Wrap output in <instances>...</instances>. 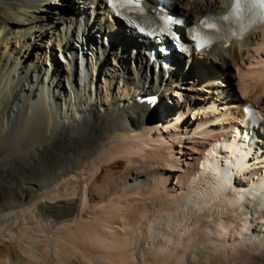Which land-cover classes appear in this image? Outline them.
Returning a JSON list of instances; mask_svg holds the SVG:
<instances>
[{
    "label": "bare ground",
    "instance_id": "bare-ground-1",
    "mask_svg": "<svg viewBox=\"0 0 264 264\" xmlns=\"http://www.w3.org/2000/svg\"><path fill=\"white\" fill-rule=\"evenodd\" d=\"M48 1L0 0V223L5 224L11 219L17 220L16 210L32 205L38 210L39 218L51 220L56 224L68 221L76 212L75 201L61 200L58 204H51L45 199L52 200V197L46 196L45 192L39 193L64 177L76 171L80 172L84 167L94 166L98 162L102 165L86 190L91 208L104 204L109 197L120 192L149 190L152 183L164 175L162 170H165V167L156 161L139 162L133 159L124 161L117 153L102 154L105 141L135 133L145 134L149 123L155 128L152 121L159 119L157 116L159 112L162 115L163 125L167 123L169 126L167 127L170 128L174 125L173 122L183 119L188 111L205 107L210 117L218 106L230 105L224 107L223 116L232 123L224 140H230L232 146L220 145L221 135L213 138L215 146L209 151L206 150L203 157L205 160L203 159L202 172H208L205 173L207 176L204 182L199 190L196 189L197 192L189 193V198L187 197L189 201L180 202L177 209L171 211L169 218L161 220L162 233L156 234L157 232H154L156 228L149 227L146 236L150 238L153 248L147 249L150 258L145 257L147 260L143 261L145 264H166L175 252L169 250L171 252L168 253L165 250L167 240L173 238L171 234L175 230L178 231L177 227L181 225H186L188 230L194 229L196 224H199L198 219L207 213L206 217L212 218L214 223H209L206 227H212L214 231L220 227L223 233L216 234L222 241L227 237L224 231L237 225L235 230L241 238L232 239L231 235L227 237L234 243L238 241L233 249L234 252L224 251L207 256L202 252L196 253L193 247L189 262H183L184 257H179L173 261L174 264L181 262L183 264H264V218L256 216L251 211L234 216L226 208L209 207L207 203L210 197L219 196L229 188L235 191L233 185L243 188L245 185H252L264 179V124H260L250 133L237 128L235 124L238 118H241L243 107L249 100L243 98V95L248 93L246 88H242L241 83H238L237 86L242 93V97H238L232 92H226L230 83L213 81L219 75H226L227 70L230 69L237 70L241 78L245 75H254L258 81H264V71L246 72L241 61L239 62L238 55L241 48H260L264 45V24L254 26L244 35L228 34L223 42L214 45L210 50L198 52L190 47L189 28L185 27L202 25L209 18L219 19L229 11L231 0H143L142 6L148 14L154 17H172V20L179 21L174 29L178 33L183 32L182 37L186 44L188 43L185 55L175 54L177 58L170 55V68L167 72L159 68L154 74L155 66L152 63L155 64L156 61L151 63L149 53L158 50V59L164 58L161 51L162 44L157 49L153 40L145 45V40L134 30L112 20L106 7L108 0H75L77 6L69 17L61 11H54L51 16L47 6ZM62 1L59 4L63 3ZM72 29H80L82 34L86 32L85 36L89 42L97 44L101 42L95 40L93 34L100 40L108 42L105 41L102 45L106 48L105 55L103 52V56L100 55L99 58H94L93 53L90 56V64L87 63L89 68L86 66L87 75L83 78L84 81L87 79L84 82L85 93L82 98L78 94L74 107L65 111L64 107L68 106V101L66 100L65 104L62 102L61 95L65 89L63 83L72 84V81L76 83V78L73 80V70L76 69V65L71 64L74 62L76 64L77 59L71 55V60L62 64L58 60L57 53L61 48H70L72 41L77 42L76 35L75 38L73 37ZM84 54H82L83 58ZM83 58L79 57V62H82ZM182 64L186 67L195 65L193 76H197L195 78L201 81L200 87L209 86L213 81L210 85V93L214 96L202 98L204 105H200V108L190 103L189 100L193 96H185L186 93L183 92L189 89L184 85L185 79L189 78L175 79L172 76L177 73L176 67ZM192 72L193 70L190 74ZM32 77L37 78L33 80ZM39 85L42 87L40 90ZM87 85L90 86L88 93ZM171 91L175 93L172 96L176 97V100L172 106H166L162 98ZM204 91L206 90L202 89V92ZM94 96L101 97L98 105L92 103ZM250 98L264 118V99ZM155 100H159L157 104ZM184 107H187L186 111L182 109ZM155 111L157 112L151 120L150 115ZM176 113L178 116L174 119ZM198 116L193 114L192 119H200ZM201 126L198 124V130ZM252 134L254 139L252 148H255L257 155L261 154V156L256 163H253L255 165L253 171L244 177L246 183L233 184L231 181L233 173L237 171L240 173L249 165L246 161L248 155L246 143ZM234 144L237 146L233 147ZM221 146L224 148L223 152L219 150ZM129 155L125 157L130 158ZM200 172L198 173L202 174ZM20 211L19 213L22 214L24 209ZM23 216L21 215L22 218ZM192 217L196 219L194 222L191 221ZM171 223L176 227L171 226ZM88 224L90 223L78 225L68 237L71 240L69 244L83 250L86 258L85 255H88L87 251L90 249L99 251L106 248L117 251V255L107 252L96 255L97 259L109 260L111 264H124L128 261L126 259H129L130 255L123 252L128 247L126 241L119 239L116 241L114 234V241L108 243L96 226ZM194 233L196 234L191 236L196 239L199 234L195 231ZM17 234L14 233V236ZM15 238L16 236L14 240ZM56 239L57 237H54L53 242ZM5 240L1 233L0 250L6 252V261L12 257L14 261L9 262L10 264H57L58 262L56 253L46 241L34 240L27 248L23 247L21 250L22 247L18 244V248L12 238L8 242ZM57 250L61 261L65 264L86 263L73 254L72 257H65L63 260L61 256L68 250L62 251L61 248ZM147 253L142 251V257L144 258V254ZM88 259L93 262L92 264L100 263L92 256Z\"/></svg>",
    "mask_w": 264,
    "mask_h": 264
},
{
    "label": "rangeland",
    "instance_id": "rangeland-1",
    "mask_svg": "<svg viewBox=\"0 0 264 264\" xmlns=\"http://www.w3.org/2000/svg\"><path fill=\"white\" fill-rule=\"evenodd\" d=\"M60 1L61 0L48 1L47 6L49 9V13H51L50 15L52 16L54 11H61L65 13L66 16L67 15L68 17L71 16L77 6L76 2L74 3L75 0H63L62 1L63 3L59 4ZM177 10L179 11L178 8ZM89 12L90 11L88 10V14ZM54 21L55 19H53V22ZM77 38L78 36H76V39ZM94 39L97 40L98 39L97 36H94ZM87 40L88 38L86 37V41ZM103 42H105V40L102 39L101 42L98 44L92 41L89 42V44L87 45V51H84L82 49L84 52H87L85 53L86 55L84 54L83 59L85 61L86 58L90 60V56L92 55V53H93L92 56H94V58L95 57L99 58L100 55L101 56L105 55L106 48L105 46H102L104 44ZM66 54L67 55L65 57L58 56V60H60L62 64H65L67 61L71 60V58L69 59L67 58V57H71L70 56L71 53L67 52ZM238 55H239V62L241 61L240 63L243 65V69L246 70V72L264 71V45L261 46L260 48H252V47L241 48L240 51L238 52ZM79 63H80L79 66H81V62ZM152 64L153 66H155L154 63ZM47 67L48 65L46 66V69ZM176 68H178L177 73L173 74L172 76L175 79L176 78L184 79V77L189 78V79H185L184 81V85H186V88L189 89H185V91L183 92L186 93L185 96H189V97L193 96L192 98H190L189 101L190 103L196 104L198 107L202 104L204 105V101L202 100V98L206 96L209 97L214 96L212 95L213 93H210L211 91L210 85H212L211 83L215 80L216 82L217 80L224 81L222 82V84L230 83V87L228 88V90H226V92L228 93L232 92L233 95L242 97L241 89L237 86L238 83L240 82L242 88L243 87L246 88V92H248L245 95H243V98L249 99L248 104L252 106H255V103H253V101L250 100L251 99L250 97L256 99L257 98L264 99V81H258L256 78H254V75L253 76L245 75L243 78H241L238 76L239 74H237L238 73L237 70L230 69L227 70L226 73L227 76L219 75L211 83H209V86L207 85L206 87H203L204 85H201L200 87L199 85L201 81L196 79L197 76H193L195 74L194 64L187 67L186 65L182 64L181 66H178ZM192 70L193 72L192 74H190ZM150 71L152 70L150 69ZM153 71H154L153 73L155 74L156 70L154 68ZM84 72L83 75L85 74ZM85 76L86 75H84L83 78H85ZM36 78L37 77H32L33 80H36ZM83 78L81 79V75H80L79 79L76 80V83L74 82L72 84H68L67 82H65V84L63 83L65 89H64V93H62L61 95L62 102L65 104V101L66 100L68 101V106L64 107L65 111H67L68 108L72 109L74 107V102L75 100H77L76 99L77 96L80 95L81 98L83 97L85 93L84 83L82 82ZM188 80L191 81L187 83ZM79 83L81 84L79 85ZM89 87L90 86L88 85L86 87L87 93ZM41 88L42 87H40L39 85V90ZM202 89L203 90L205 89L206 91L202 92ZM91 91L93 92V88H91ZM183 92H180L181 95L182 94L184 95ZM174 94L175 93L171 91L168 93V95L163 96L162 99L166 106H172V103L175 102L176 97L172 96ZM95 96L92 97V103L98 105L101 97L99 98V96L97 97ZM224 107L227 108L230 107V105L218 106V108L215 109L212 114H210L211 115L210 117L208 116L209 113L207 108L205 107H201V109L196 111L193 110L195 112H193L192 110L188 111L187 112L188 114L186 113L183 119H180L179 121L172 123L175 126L178 125V127H174V125L171 124L172 126H170V128H168L169 126L167 125V123H165L164 125L168 127L167 128L164 127L162 121V115L159 112L158 115L156 114L159 119L156 117V119L158 120L152 121L154 123L152 125L155 126V128L152 127L151 124L149 123V125H147V131H145V134L135 133V134L127 135L128 137L127 136L123 138L117 137L116 139L106 140L107 142L105 141V146L101 150L102 154L108 155L111 153L112 154L117 153V155L119 156L121 155L120 158L124 161H130V159L138 160L139 162H146L149 160L151 162L156 161L159 162L161 165H163V167H165V170H162L164 175L158 178L154 183H152L153 186L151 185L149 190L142 192L132 191L129 193L120 192L114 196L109 197L104 204L91 208L86 195V190L88 189L92 179L99 172V167L102 165V163L98 162L94 166L90 165L91 167L90 166L84 167V169H81L80 172L76 171L74 174L72 173L64 177V179H61L57 183L52 184V186L50 185L47 189H44L42 190V192L39 193L41 194L45 192L46 196L50 198L52 197V200L47 198L45 199L47 202L51 204H58V202L61 200H69V201L71 200L72 202L75 201L76 212L72 216L73 218L70 217L68 221L65 222L60 221L61 223L58 222L56 224L51 220H45L39 218L37 212L38 210L34 205L29 207L26 206L21 208L24 209L23 211L24 213L22 212V214L19 213L21 212L20 211L21 209L16 210V212H18L17 220L11 219L5 224L0 223V225L3 224L0 227L1 230L0 235L2 233L4 239H6L5 240L6 242L11 240V238L14 240V237L16 236L14 240L15 244H17L16 245L17 247L19 244V246L22 247L20 248L21 250L23 249V247L27 248L28 244H30L34 240L35 241L43 240L46 241L48 244L50 243L49 244L50 248L52 247L51 248L52 251L56 253L55 255H57L58 257V258L56 257L58 260L57 264H65L64 261H61L59 257V251L57 250V248H61V250L65 248V250H68L66 254L64 253L61 256L62 259L63 258L65 259V257H72L73 254L75 255L74 257L78 256V258L80 257L79 259L81 260L83 259L84 261L83 260L82 261L84 263L86 261L85 264L93 263L88 259L90 256H92L95 261L100 262L102 264H111L109 260L106 261V259L105 260L97 259L96 255H100V254L103 255L106 254L107 252L117 255V251L115 250H109L104 248L98 251V249L97 250L90 249V251H87L88 255H85L87 256L86 258L83 255V250L73 247L71 243L69 244V241L71 240L68 237L74 230L77 229L78 225L90 223L98 228L99 233L101 232V235L103 237H106L104 238L106 242L108 243L113 242L114 234L116 241L118 239L122 241H126L125 244L128 247L125 248L123 252L124 253L126 252V254L128 253L130 255L129 258L130 260L127 258L126 260L128 261H125L124 264H137L139 262L145 264L143 260L146 258L148 259V257L150 258V256L147 253V249L153 248L150 238L146 236L147 235L146 233H148L146 231H149V227L154 226V228H156L154 230V232H157L156 234H159L160 232L162 233L163 228L160 225L161 220L165 218H169L170 216L169 214L172 213L173 210H175V208L180 202L182 201L185 202L186 200L189 201L190 200L188 199L189 193H191L192 191L197 192L202 182H204L203 180L207 176L205 175V173L208 174V172H202L204 153L209 151V149L215 146L214 145L215 141L213 138H215L216 136L218 137L220 135L227 136L225 134H228L229 129L232 126V123H230L231 120H229L228 122L227 117L223 116V113H225ZM186 108L187 107H184L182 109L186 111ZM156 112L157 111L153 112L152 115H150L151 120L154 117V113ZM178 113H176L177 115L174 114V119L175 117L178 116ZM193 114L199 115L198 118L200 117V119H197L198 121L193 120L192 119ZM229 114L230 115L232 114L231 111L229 112ZM230 117L232 118V116ZM198 124L202 125L199 128V130L197 128ZM183 125H185L184 128ZM128 153H130V155ZM128 155L129 157L130 156L131 157L126 158L128 157ZM200 171L202 172V174L198 173ZM243 181H245V179H243ZM58 195H60L61 198L57 197ZM185 195L187 196L185 197ZM110 212H112L113 214H111ZM21 215L22 216L25 215V217L23 216L22 218ZM206 216L207 213H205L204 216H202L203 219L201 217L198 219L199 224H196L194 229L192 230L189 229L190 230L189 231L187 226L184 224L185 226L181 225L179 226V228L177 227L178 231L175 230L173 234H171L173 238L171 237L170 240H167L168 244L166 245L165 250L168 253L171 252L169 250H173L175 252L173 253L170 260L166 261V264H174L173 261L179 257H184L183 262L190 260V257H192L193 247H195L196 253L202 252L203 255H207V256L224 251L231 253L234 252L233 249H235V246H237L236 244L238 243V241L234 243L232 240H229L227 237L228 235L229 236L231 235L232 239L234 237H237L238 239L241 238V236L237 234L238 231L235 230L237 225L235 224L236 227H234L233 225L232 227H229L227 231H224L225 232L224 235L227 236L225 242L222 241V239L219 238L216 234L222 232L220 227L216 228L215 231L213 230L212 227L211 228L206 227V225H209V223L210 224L214 223V220L212 218L210 219V217H206ZM195 220L196 219L192 217L191 221L194 222ZM12 221H14L15 223H13ZM11 222L13 223V225H11ZM6 224L7 225L10 224L9 225L10 227L8 226L7 228ZM170 225L173 226V223H171ZM157 227L159 229H157ZM164 229L167 228L164 227ZM194 231L199 234V236L195 237L196 239H194L191 236L196 234L194 233ZM13 232L15 234L17 233L20 234L19 236L18 234L14 236ZM239 232L242 233V231ZM11 235L13 237H11ZM54 237H57L56 241H54L55 243L53 242ZM124 238L127 240H125ZM166 238H168V236ZM159 239H161L160 235H159ZM142 251H144V253L145 252L147 253L144 254V258L142 257L141 254ZM0 253L2 254V255L0 254L1 264H10L9 262L14 261L13 259H11L12 257H10V259L6 261L5 258L6 252L0 250ZM19 253L23 254L21 251H19ZM118 262L120 263V260H118ZM183 262H181L180 264H183Z\"/></svg>",
    "mask_w": 264,
    "mask_h": 264
},
{
    "label": "clouds",
    "instance_id": "clouds-1",
    "mask_svg": "<svg viewBox=\"0 0 264 264\" xmlns=\"http://www.w3.org/2000/svg\"><path fill=\"white\" fill-rule=\"evenodd\" d=\"M233 187L235 191L229 188L219 196L210 197L207 201L208 206H221L234 216L251 211L256 216L264 218V179H260L252 185H245L243 188L235 185Z\"/></svg>",
    "mask_w": 264,
    "mask_h": 264
},
{
    "label": "snow or ice",
    "instance_id": "snow-or-ice-1",
    "mask_svg": "<svg viewBox=\"0 0 264 264\" xmlns=\"http://www.w3.org/2000/svg\"><path fill=\"white\" fill-rule=\"evenodd\" d=\"M135 2H137V0H124V3H127V4H132V3H135ZM239 10H240V5L238 3L237 4V13H239ZM210 26L214 27L215 25L211 24ZM261 119H264V118H261Z\"/></svg>",
    "mask_w": 264,
    "mask_h": 264
}]
</instances>
